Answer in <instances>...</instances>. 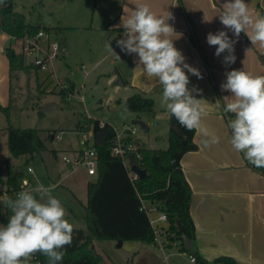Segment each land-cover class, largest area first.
<instances>
[{"label": "rangeland", "instance_id": "1", "mask_svg": "<svg viewBox=\"0 0 264 264\" xmlns=\"http://www.w3.org/2000/svg\"><path fill=\"white\" fill-rule=\"evenodd\" d=\"M114 7V0H14V10L23 14L28 22L45 29L50 41L59 45L60 52L49 68L18 72L12 81L9 78L7 49L13 44L7 34L0 33V105L9 108V119L0 111V161L12 159L11 167H4L0 177L7 180L14 170L29 182L25 190L34 188L37 183L51 186L52 195L60 199L66 209L65 219L73 225V229L85 232H88L85 221L87 184L95 181L96 176H89L83 167L74 163L81 150V141L90 135L93 143L95 137L92 133L78 132L79 122H107L121 134L127 127L135 128V137L146 148H167L166 130L159 117L162 112L145 114L151 117L150 120L155 117L156 123L151 130L144 131L136 124V121L145 123L142 119L144 115L128 112L124 107L128 96L121 91L114 98L116 87L109 82V78L118 72V67H129L128 55L117 47L118 39L105 28L115 13L113 10L110 13L109 8ZM46 16L52 18L48 24ZM109 40L119 59L107 51L105 44ZM46 43L42 40L40 45L45 46ZM13 50L21 53L19 45ZM65 50H68L67 56L63 55ZM36 56L43 58L41 53L27 55V64L34 62ZM57 80L65 82L68 87L73 86L71 93L74 96L71 99L55 87ZM48 103L57 107L43 114L41 109ZM9 125L38 130L46 150L33 156L13 157L7 143ZM60 134L61 140L52 138ZM65 157L73 165L67 164ZM29 167L32 173L27 171ZM6 187V181L0 180V189ZM34 195L39 199L38 194ZM4 198L5 195L0 197V225L6 226L8 210L3 204ZM147 205L150 206V203ZM9 213L12 214L11 210ZM138 244L139 253L129 251L127 245L119 247L115 241H95L97 251L107 264H112V261L116 264H176L168 247H159L154 243ZM189 256L185 258L187 261L180 260L179 264H193Z\"/></svg>", "mask_w": 264, "mask_h": 264}, {"label": "crops", "instance_id": "2", "mask_svg": "<svg viewBox=\"0 0 264 264\" xmlns=\"http://www.w3.org/2000/svg\"><path fill=\"white\" fill-rule=\"evenodd\" d=\"M225 2L226 0H114L115 7L111 10L109 8V12L113 10L115 13L105 28L117 39H121L124 32L120 26L121 17L126 19L132 9L141 3L148 4L157 16H163L167 11L173 14L174 19L168 23L175 32L171 37L174 39V46L181 51L185 62L198 69L203 77L200 79L185 69L190 81L188 87L190 90L193 87L201 90L193 94L197 99L206 101L204 106L207 115L203 122L220 136L219 144L206 148L202 142L205 138L196 132L193 142L197 149L187 152L181 160L192 190L190 214L195 226V237L191 250L207 264H222L216 262L222 257L231 258L237 264H264V172L256 170L243 158L242 153L233 150L229 143L231 133L226 128L227 119L222 108L215 106L218 99H221L223 105L222 97L231 95L220 87L226 81V72L243 69L253 75L264 76V47L252 45L247 35L241 32L234 45L235 63H223L224 56L228 55L227 51L219 57L215 55L217 46L207 43L208 33L215 34L223 30L228 32L231 39H236L219 19ZM245 2L249 3L253 14L264 13V0ZM248 31L250 33L251 29ZM63 55L67 56L68 50ZM127 60L129 67H118L119 73L116 72L122 85H118L116 73L109 78V82L116 87L114 98L121 91L127 98L137 93L152 98L153 113L162 112L159 117L166 130L164 134L168 147L170 114L162 105L163 86L156 78L144 75L142 66H137L136 54L128 55ZM9 78L10 81L14 78L10 75V66ZM11 90L10 87V93ZM145 114L148 113H142L144 116L141 118L145 120L149 131L156 119L154 117L150 120L151 117ZM154 206L157 207L152 204L149 207ZM149 217L157 220L159 212H154ZM158 227L168 231L170 224L159 223ZM166 237L167 234L161 235L160 240L165 243L164 247L170 249V256L176 259L175 263L187 261L186 256L191 254L180 250V241L174 240L169 245ZM125 245L129 251L138 252V242L130 244L124 241L122 246ZM112 264L116 263L112 261Z\"/></svg>", "mask_w": 264, "mask_h": 264}, {"label": "clouds", "instance_id": "3", "mask_svg": "<svg viewBox=\"0 0 264 264\" xmlns=\"http://www.w3.org/2000/svg\"><path fill=\"white\" fill-rule=\"evenodd\" d=\"M172 19L169 11L157 16L148 4H137L126 19L121 17L124 32L116 45L127 55L136 54L137 66H142L144 75L156 78L163 86L162 105L170 116L188 131L195 130L204 137V147H211L220 143V136L203 122L207 115L206 101L193 94L201 90L189 89L185 69L200 79L203 77L174 46L171 37L175 32L168 23ZM219 19L236 37L231 39L223 30L207 35V43L217 46V57L227 51L224 64L235 63L234 45L241 32L252 45L264 47V13L253 14L245 0H226ZM111 45V40L106 42L107 51L119 59ZM225 75L226 81L220 87L231 95L222 97L223 105L218 99L215 106L228 116L229 143L234 151L243 154L248 164L264 169V76L243 69H233ZM52 191L51 186L37 183L34 188L19 192L15 199L4 198L3 204L12 214L6 226L0 225V264H27L36 253L46 258V264H61L65 246L72 244L73 225L65 219L66 209Z\"/></svg>", "mask_w": 264, "mask_h": 264}, {"label": "trees", "instance_id": "4", "mask_svg": "<svg viewBox=\"0 0 264 264\" xmlns=\"http://www.w3.org/2000/svg\"><path fill=\"white\" fill-rule=\"evenodd\" d=\"M0 30L15 39H22L34 38L40 30L45 29L28 22L23 14L15 11L14 0H3L0 3ZM7 57L12 78L18 72L39 69L27 64L24 54L15 52L11 47L7 49ZM68 91L73 92V86L69 87ZM61 94L65 96L66 92L61 91ZM124 107L132 113H153L154 100L146 94L137 93L124 101ZM0 111L9 119V108L0 105ZM225 117L228 118L226 115ZM169 125V145L166 149H149L137 139L127 140L136 145L134 153L136 164L146 171L143 179L139 178L132 182L123 161L111 154V144L115 136L112 126L105 123V127L101 128L99 120L79 122L78 132L92 130L96 135L101 131L110 130V136L106 146H96L99 157L97 175L95 181L87 184L85 221L88 232L73 229L72 244L65 246L66 253L61 264H107L102 254L97 251L95 241H138L153 244L154 230L147 213L141 210V200L155 204L167 215L170 227L165 232L166 243L180 241L181 251L195 256L199 263L207 264L192 250L187 251L182 240V234L190 240H194L195 237V226L190 214L192 190L186 180L181 160L187 152L197 149L193 142L196 131H188L173 116H170ZM7 134L8 148L15 158L33 156L46 150L45 142L38 130L18 129L9 125ZM137 155L140 156L139 159ZM11 165V158L0 163V172L4 167L9 169ZM256 170L264 172V169ZM0 180L6 181L7 185L5 189H0V197L6 194V197L15 199L23 180L20 173L15 174L13 170L7 180H2L1 177ZM7 210L8 223L11 215L10 209ZM178 223L183 227V232L179 231ZM37 254L43 264H46V258ZM216 262L237 264L227 257L219 258Z\"/></svg>", "mask_w": 264, "mask_h": 264}, {"label": "built area", "instance_id": "5", "mask_svg": "<svg viewBox=\"0 0 264 264\" xmlns=\"http://www.w3.org/2000/svg\"><path fill=\"white\" fill-rule=\"evenodd\" d=\"M1 33V30H0ZM10 40L12 41L13 48L14 46H18L20 48V52L24 54L25 59L27 55L35 54V53H41L43 58L39 59L37 56L35 57L34 62H30V65H33L37 68L40 69H47L50 66L53 65V61L58 57L60 48L59 45L55 42H51L48 33L45 30H40L38 34L34 38H22V39H15L14 37L9 36ZM42 40H45L47 43L45 46H41L40 42ZM27 62V60H26ZM55 87H58L60 91L66 92L67 99H71L74 95L70 91H68V86L66 85L65 82L57 80L55 83ZM83 100V98H82ZM101 128L105 127V123H102L100 121ZM115 136L112 140L111 144V154L115 157L120 158L128 173L130 176L131 181H135L139 179V176L132 171V166L130 164L129 157L134 156V153L136 151V145L134 142H128L127 140L129 138L136 139V129L135 128H126L123 134L118 133L117 130H115L112 127ZM86 133H92L94 137L96 135L94 134L93 131H89ZM56 138L57 140H61L62 136L56 135L53 137V139ZM109 140V138H108ZM107 140V142H108ZM135 158V156H134ZM140 156L137 155V159H139ZM65 162L69 165H73V162L69 160L68 158H64ZM99 163V157L96 149V143L95 141L91 143L90 141V135L85 138L84 140L81 141V150L78 153V159L74 163L77 166L83 167L89 176H96L97 175V167ZM27 171L29 173H32L33 170L32 168H28ZM29 186V182L25 179L22 180V183L20 185V189L18 190L17 194L21 191H24L27 187ZM6 197V194H4ZM147 201L141 200V210L145 211L148 215V217L154 213V212H159V217L157 220H153L149 217L150 224L154 230V244L158 245L159 247H164L165 244L160 240V237L162 234H165L166 231L158 227L159 223H167L168 222V217L167 215L160 211L157 207H149L147 205ZM155 205V204H152ZM189 260L193 264H201L198 262L197 258L193 255L189 256ZM27 264H43L40 256L36 253L34 256L29 258Z\"/></svg>", "mask_w": 264, "mask_h": 264}, {"label": "water", "instance_id": "6", "mask_svg": "<svg viewBox=\"0 0 264 264\" xmlns=\"http://www.w3.org/2000/svg\"><path fill=\"white\" fill-rule=\"evenodd\" d=\"M50 21H51V17L46 16V23L48 24ZM65 55H66V52H65ZM116 75H117L118 85H122L123 82H122L120 76L117 73H116ZM55 107H57L56 104L48 103L42 107L41 112L43 114H47V113H49V111L51 109H53ZM136 124L139 125L144 131L148 130V127L146 126V124L143 121H136ZM109 136H110V130H104V131L97 133L96 137H95L96 146H98V147L106 146ZM185 144H186V142H185ZM129 160H130V164L132 166V171L135 172L139 176L140 179H143L146 176V171L141 169L136 164L134 156H130ZM17 173H18V171L15 172V174H17ZM178 227H179V231L183 232V227L181 226L180 223H178ZM182 240H183L184 248L187 251L191 250L192 246H193L192 240H190L185 234H182ZM122 244H123V241H118L119 247H121Z\"/></svg>", "mask_w": 264, "mask_h": 264}]
</instances>
